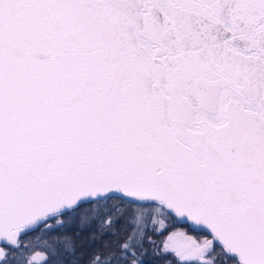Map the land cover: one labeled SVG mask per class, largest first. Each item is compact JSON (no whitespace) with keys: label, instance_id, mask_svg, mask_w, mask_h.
I'll use <instances>...</instances> for the list:
<instances>
[{"label":"snow or ice","instance_id":"snow-or-ice-1","mask_svg":"<svg viewBox=\"0 0 264 264\" xmlns=\"http://www.w3.org/2000/svg\"><path fill=\"white\" fill-rule=\"evenodd\" d=\"M145 242L264 264V0H0V264Z\"/></svg>","mask_w":264,"mask_h":264},{"label":"trees","instance_id":"trees-1","mask_svg":"<svg viewBox=\"0 0 264 264\" xmlns=\"http://www.w3.org/2000/svg\"><path fill=\"white\" fill-rule=\"evenodd\" d=\"M122 223H123L122 221L118 222L117 223V227H120L122 225ZM150 227L151 226L149 225V235H151ZM177 227H179V226H177ZM171 230L172 229H169V231H171ZM37 232H39V230H37ZM166 234H167V232L164 233V235H166ZM31 235L35 236L36 233H33ZM25 239L27 240V238H25ZM114 239H115V237H113L111 235H106L100 241H98L97 246L99 247L105 241H112ZM153 239L160 241V240L163 239V237L154 236ZM42 244H43V241H41V245ZM144 249L146 250L145 255L142 257V259L144 260V264H164L165 260L172 259L171 256H156V255H154V251H155L154 246L149 244V243H147V242H145V244H144ZM41 250H42V247H37V248H34V249L30 248L29 252H25L24 253V258H27V256L30 253L34 252V251H41ZM18 259H19V257H18Z\"/></svg>","mask_w":264,"mask_h":264},{"label":"rangeland","instance_id":"rangeland-1","mask_svg":"<svg viewBox=\"0 0 264 264\" xmlns=\"http://www.w3.org/2000/svg\"><path fill=\"white\" fill-rule=\"evenodd\" d=\"M167 234H168V233H167ZM167 234H166V235H167ZM166 235H165V236H166ZM1 247H3V245H1ZM34 252H35V251H34ZM34 252L30 253V254L27 256V258H29L30 255L34 254Z\"/></svg>","mask_w":264,"mask_h":264},{"label":"water","instance_id":"water-1","mask_svg":"<svg viewBox=\"0 0 264 264\" xmlns=\"http://www.w3.org/2000/svg\"><path fill=\"white\" fill-rule=\"evenodd\" d=\"M0 247H1V245H0Z\"/></svg>","mask_w":264,"mask_h":264}]
</instances>
